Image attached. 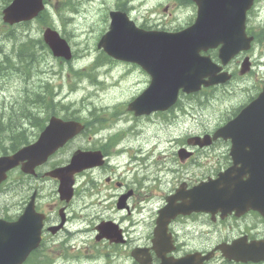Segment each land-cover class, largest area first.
I'll use <instances>...</instances> for the list:
<instances>
[{
	"label": "flooded vegetation",
	"instance_id": "flooded-vegetation-1",
	"mask_svg": "<svg viewBox=\"0 0 264 264\" xmlns=\"http://www.w3.org/2000/svg\"><path fill=\"white\" fill-rule=\"evenodd\" d=\"M240 59L241 56L232 59L223 68L230 73L234 84H238L242 78L238 75L237 69ZM141 75L144 77L141 91H144L149 79L145 72L142 71ZM224 87L223 85L217 88ZM201 92L206 91L203 89ZM179 98L171 109L139 118L157 119L163 126L170 127L179 119L186 117L187 103L192 100L193 95L181 93ZM179 101L181 102L178 103ZM93 126L94 124H85V128L74 139L75 141L81 137L85 138L88 145L73 152L99 151L104 163L100 167L81 171L75 179L90 172L92 174L98 172L101 176L104 174L103 177H111L114 183H109V178L101 183L103 186L111 185L112 189L118 191L115 195L116 201L120 195L130 191L123 209L119 211L129 212L136 208V204L140 209L151 208L153 221L150 235L140 248L148 249L152 264L161 262L155 250L161 251L163 247L156 244V249L151 250L150 242L153 239V231L158 227L160 212L164 209L180 211L166 226L165 234L171 241V245L166 247L172 248L167 257L181 259L192 254L206 255L212 252L211 259L202 264H264L229 261L218 249L221 245H232L235 242L244 245L264 242V215L252 209L259 205L264 206V186L258 182V177L264 173V146L259 147L264 144L263 138L251 141L238 139L237 141L244 145L232 150V145L238 143L236 140L216 139L210 140L208 145L200 146L189 136L174 134V137L163 140V144L153 145L150 152L141 154L137 151V154H130L127 147L118 144L122 136L120 138L112 137L111 134L89 133ZM45 127L46 124L40 123H0V157L11 156L21 148L36 142ZM212 132L205 131L198 135L203 136ZM97 137L99 140L95 141ZM61 150L37 166L32 175L21 171L23 162H20L7 173L5 181L0 184V198L2 197L3 201V204L0 203V238L17 240L18 237L27 234L28 238L34 240L39 234L37 247L21 264H49L48 255L60 254L63 251L64 240L58 241V238L60 236L64 238V234L68 232L70 202L64 203L58 199V203L50 205L49 202L43 201L45 185L52 182L58 186L56 179L45 174L65 166L69 161L52 162ZM232 151H238V154L232 155ZM120 154L126 155L122 171H118L120 168L117 167L118 162L113 163L116 157L121 156ZM77 181L75 180L74 184V196ZM86 185H91L93 195L100 196L98 191L93 190L97 183L87 182ZM99 191L102 192L103 189ZM104 195L106 196V193ZM197 208L208 211H198ZM230 208H233L232 212L225 215L219 211ZM236 208L245 211L236 213ZM28 209L33 219L28 223L29 226H20L19 218ZM123 235L126 237L125 231ZM7 263L5 259L0 260V264Z\"/></svg>",
	"mask_w": 264,
	"mask_h": 264
},
{
	"label": "rangeland",
	"instance_id": "rangeland-1",
	"mask_svg": "<svg viewBox=\"0 0 264 264\" xmlns=\"http://www.w3.org/2000/svg\"><path fill=\"white\" fill-rule=\"evenodd\" d=\"M62 1V2H61ZM47 11L51 16L54 30L67 41L74 56L70 62H63L53 58L50 54L43 56L39 71H34L30 83L23 86L17 78L0 79V123H8L11 116L21 121L26 116H18L26 113L27 100L22 97L26 94L31 96L29 105L32 106L33 94L30 87L41 91L40 87L46 82L52 86L54 101H60L69 106L72 114L75 110L80 113L81 120H87L88 112L98 119H104L109 130L104 134L111 133L112 137H124L119 139L118 144L127 147V150L137 149L141 154L150 152L153 145L163 144V140L172 137L170 132L177 135H186L190 132H201L203 129H211L216 124L224 123L233 111L247 101V96L254 95L255 90L250 87L255 80L264 78V0L255 1L251 14L248 17V27L255 34L261 35V41L255 43L250 53L255 66L253 74L243 79L240 85H232L228 88L232 94L223 93L222 90H210L200 97H207L205 105L194 100L187 103L189 117L181 118L170 127H165L158 120H142L135 118L126 108L120 106L136 96L143 86L144 77L139 70L129 72L130 67L126 64H111L103 62L91 70L96 62L104 61L101 51L96 49L100 36L107 31L109 25L108 12L123 8L129 15L131 21L137 26L151 29H176L187 25L195 16L196 8L193 5L178 6L174 0H47ZM61 2V3H60ZM64 3L68 5L63 8ZM5 6L0 0V46L2 51L15 57L17 51L12 49L13 39L5 35L19 39L26 36L41 39L44 26L36 20L27 24L13 26L12 32L4 33L7 26L1 21V10ZM56 12V13H55ZM60 15H59V14ZM87 69V70H85ZM83 71L84 76L73 75L71 72ZM133 70V69H132ZM90 75L93 79L88 77ZM20 104V106H19ZM71 106V107H70ZM124 106V104H123ZM63 107V106H62ZM55 106L52 110L61 117L65 114V108ZM32 113H38L39 107H30ZM39 111L44 116L45 109ZM50 111V110H49ZM123 111V112H122ZM122 112V113H121ZM23 119H22V118ZM27 123L34 122L25 120ZM96 132L90 129L89 133ZM98 138V139H97ZM95 138L99 140V137ZM88 142L85 138H78L62 148L55 162H67L73 151L79 147H86ZM160 147V146H159ZM158 147V148H159ZM134 154V153H130ZM116 157L113 163L120 166L118 171L123 170L126 155ZM104 174L87 173L78 180L76 194L68 208L69 226L65 237L60 236L58 241L64 240L60 254L48 255L52 264H136L130 257V251L134 246H142L148 240L150 227L153 221V211L149 209L136 208L129 212L116 209L117 190L111 185H102ZM130 176V175H129ZM87 182H95L93 187L100 193L99 197L92 194L91 185ZM57 186L52 182L45 185L43 201L49 204L58 203L56 192ZM103 189L102 192L99 190ZM106 193V196L104 195ZM0 203L3 204L2 197ZM110 221L119 226L126 234V244L112 246L107 241L96 242L97 234L94 227L100 222ZM81 230V232H79ZM52 253V252H51Z\"/></svg>",
	"mask_w": 264,
	"mask_h": 264
},
{
	"label": "water",
	"instance_id": "water-1",
	"mask_svg": "<svg viewBox=\"0 0 264 264\" xmlns=\"http://www.w3.org/2000/svg\"><path fill=\"white\" fill-rule=\"evenodd\" d=\"M191 1L197 7L196 18L191 26L175 34L145 32L135 28L125 13L111 12L109 29L97 45L109 57L135 63L150 75L151 84L148 91L156 102V104L153 102L151 111L167 109L175 101L179 89L186 93L195 92L200 89L201 85L209 86L226 79L222 80L217 77L215 71L219 68H215L208 57H200L199 52L220 46L219 59L225 63L239 51L247 50L252 40L246 37L244 23L246 12L254 0ZM43 8L42 0H12L2 11V21L9 25L29 21L35 18ZM42 39L54 57L65 60L71 58L69 47L56 31L45 28ZM205 78L208 80H204ZM146 97L147 95H143L136 98L129 104V110L140 115L142 113L141 102ZM80 129L79 123L64 122L52 117L34 144L21 149L11 157L0 158V182L5 179L6 172L19 162L26 161L22 166L23 172H33L35 166L43 163L50 154L71 139ZM227 130L234 133L231 137H237L236 134L242 131L251 133L247 138L262 136L259 131H264V86L254 101L243 108L233 120L227 123L226 127L216 131L214 138L224 136ZM99 164H101V157L98 153H74L67 167L57 169L47 175L59 180L60 199L68 202L72 197L73 174ZM230 209L221 210V213L223 215L230 213L232 211ZM201 210L208 211L207 209ZM177 212L179 213L173 210L162 213L160 221L163 222L164 229L169 218L174 217ZM259 213L264 215V206L259 209ZM31 219L33 218L26 211L20 218L19 225L29 226ZM116 229L117 227L111 223L100 225L97 228L99 234L96 236V241L107 239L115 243L123 242ZM159 232L155 230V237L157 233L159 235ZM164 232L165 230L162 234ZM14 243L19 249L17 264H20L29 251L37 245V240L33 242L21 236ZM153 245H156L155 240ZM218 249L222 251L227 260L232 259L244 263L264 261V242L248 245L235 242L231 246H220ZM168 251L167 248L165 252ZM147 252V249H134L131 256L140 264H150ZM156 254L161 259L160 264H202L211 256V254L206 256L194 254L175 260L167 259L159 253ZM140 255H144L146 259H141Z\"/></svg>",
	"mask_w": 264,
	"mask_h": 264
},
{
	"label": "trees",
	"instance_id": "trees-1",
	"mask_svg": "<svg viewBox=\"0 0 264 264\" xmlns=\"http://www.w3.org/2000/svg\"><path fill=\"white\" fill-rule=\"evenodd\" d=\"M2 1L6 5L11 0H2ZM179 1L181 4L189 3L188 0H179ZM67 5H68L67 3H64L63 6L61 4L63 10ZM36 21L38 23H41V25L43 26H52V19L48 11L41 12L38 18L36 19ZM25 24H27L28 26L30 23H25ZM12 30H13L12 28L8 29L7 33L12 32ZM6 38L13 39L14 43L12 45V49H15L17 51V55L16 57H13L12 55L5 53L4 51H2L0 46V78L7 79V77L10 78L16 77L18 80L21 81V83H23V86L24 85L27 86V84L30 83L31 81L30 78L33 72L39 71L43 60V56L48 55V50L40 38L34 39L26 36L25 39L18 40L16 37L11 36V34H7ZM72 73L73 75L79 76L78 78L84 76V73L82 71H76ZM30 88L31 91H29L28 88L27 91L33 94V100L31 101V103L32 106L36 108L39 107L38 113L34 114L29 109L30 107H32L29 105L31 96L29 94H26L22 98L24 100H27V104L24 103L23 105V107L26 106L25 111L27 112L25 114L20 113L18 116H26L29 121L33 120L34 122L44 124L47 121L49 115H57L56 112H54L52 109L57 105L61 106V103L60 102L54 103V95L52 94L53 88L52 86H50L48 82L45 83L44 87L43 86L40 87L41 91L34 90L33 87ZM42 108L45 109L44 116H41L43 112L39 111ZM64 108H65V114L63 115L64 119L75 118L73 114H70L69 106L64 105ZM93 119L100 121L96 116ZM20 121L21 120L19 118L14 119L13 116H11L8 120V122H20Z\"/></svg>",
	"mask_w": 264,
	"mask_h": 264
},
{
	"label": "bare ground",
	"instance_id": "bare-ground-1",
	"mask_svg": "<svg viewBox=\"0 0 264 264\" xmlns=\"http://www.w3.org/2000/svg\"><path fill=\"white\" fill-rule=\"evenodd\" d=\"M22 41V40H21ZM24 42V41H23ZM18 45V44H17ZM15 57H16V55H15ZM26 108V107H25ZM5 124L4 122H1V124ZM13 124V123H12ZM7 126V125H6ZM15 126V125H14ZM24 127V126H23ZM26 128V127H25ZM27 130V129H26ZM2 136V135H1Z\"/></svg>",
	"mask_w": 264,
	"mask_h": 264
}]
</instances>
